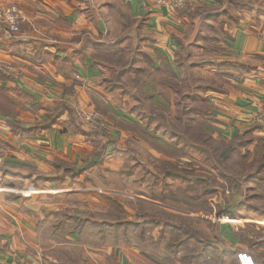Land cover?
Here are the masks:
<instances>
[{"label":"crops","instance_id":"crops-1","mask_svg":"<svg viewBox=\"0 0 264 264\" xmlns=\"http://www.w3.org/2000/svg\"><path fill=\"white\" fill-rule=\"evenodd\" d=\"M174 1L0 0V8L15 5L22 20L15 38L0 42V264H147L133 247L92 243L96 239L75 230L69 215L102 207L93 197L98 193H121L85 182L87 170H106L107 146L117 143L109 138L96 166L97 149L87 141L84 120L75 121L65 112L50 128L36 127L47 121L55 105L85 114L102 101L111 110L97 89L95 52L106 43L103 36H111L118 6L138 28L139 49L155 69L165 65L176 76L184 43L205 53L201 59L212 85L206 103L213 128L228 139L246 130L264 139V126L256 122L264 108V0L233 10L227 19L223 11L208 28L202 25L197 36L183 12L187 8L172 7ZM185 1L192 12L218 3ZM214 49L220 57L206 54ZM91 159L95 162L86 168ZM247 227L260 235H249ZM219 232L224 247L236 256L245 254L252 264H264V221L243 216L237 226L220 227Z\"/></svg>","mask_w":264,"mask_h":264},{"label":"rangeland","instance_id":"rangeland-1","mask_svg":"<svg viewBox=\"0 0 264 264\" xmlns=\"http://www.w3.org/2000/svg\"><path fill=\"white\" fill-rule=\"evenodd\" d=\"M215 1L218 3H214L212 7L197 10L211 15L208 18L210 21H204V27L212 25L214 17H221L223 11H230L223 16V19H227L229 15H234L233 10L239 9V6L248 8L255 2ZM261 6L264 10V1ZM211 29L217 31L215 28ZM210 32L215 36L214 31ZM108 36H103L104 40H110ZM13 39L9 40L0 28V42ZM126 44L127 39L118 45L122 50H116L114 56H104L97 60L100 66L97 89L102 92L107 99V105L111 107L109 110L106 105V108L101 105L106 111V117L100 114L96 104L98 110L95 108L85 114L74 110L73 113L79 121L84 120L87 134H102L117 143L107 146L110 158L103 166L106 170H87L86 185L99 184L103 189L111 188L121 193H98V196L93 197H98L100 203H104L103 206L97 207L96 210H86L88 207L82 209L96 213L97 210L105 208L107 203L103 199L104 195L150 204L160 211H165L166 219L170 215L184 218L185 220L173 219L172 222L183 225L186 231L195 233L216 246L215 250L210 247L205 251V256L211 264H236L231 254L224 255L222 259L218 256L222 250L218 244V238H221L219 229L227 225L237 226L243 216L250 221H264V139L253 130L243 131L228 139L209 124L211 114L206 103V93L212 85L207 81L210 78L206 73L208 66L201 64L205 61L201 59L205 53L199 54L195 47L182 51L177 59L176 78L173 77L176 81L173 79V82H170L172 86H178L174 99L173 92H163L164 90H159L161 88L158 89L156 85L158 82L163 86L164 82L168 83L172 77L163 70L155 69L141 56L135 63L130 64L129 58H126L129 54ZM218 51L208 50L206 54L213 53L214 56L220 57ZM2 71L7 75L12 74L10 68H4ZM147 78L150 81H146ZM217 84L218 90H223L220 83ZM86 138L89 142L87 136ZM94 162L95 160L91 159L86 168ZM97 171L101 173L96 174ZM105 184L111 187L105 188ZM119 203L127 214L134 215L135 212L124 202ZM252 228H247V233L254 237L259 236L260 233ZM159 233V227L149 225L145 236L157 239ZM119 235L123 237L122 233ZM137 235V232L128 230L127 238L134 246L125 243L127 238H120L118 245L133 247L141 256V251L135 246ZM165 241H170L168 234L165 235ZM198 249L200 245L193 242L189 244V248H179L176 253L163 251L161 255L151 248L149 257L158 264H203L194 259H184L187 254L190 257L197 255ZM151 259L143 260L151 264Z\"/></svg>","mask_w":264,"mask_h":264},{"label":"trees","instance_id":"trees-1","mask_svg":"<svg viewBox=\"0 0 264 264\" xmlns=\"http://www.w3.org/2000/svg\"><path fill=\"white\" fill-rule=\"evenodd\" d=\"M230 2L232 1L231 0L227 1V3ZM239 8L243 9L245 7L239 6ZM117 12L120 14V16L119 17L116 16L117 18L113 19V23L116 22V25L114 24L113 26L114 28L110 34L111 39L107 41L105 40L106 43H103L101 48L95 52L96 60H99L104 56H110L113 54L115 55L116 50H122V48L120 46L118 47V45L119 44L121 45V43L125 39H127L128 44L126 50H129V54L128 56H126V58H129L128 62L130 64H133L135 63V60L139 56H141L143 59L148 60L150 65L152 66L151 61L146 55V53L141 52L139 49L138 43L141 39H140V34L137 33L138 28H135L136 25L129 17H127L126 10L122 6L117 7ZM183 12L184 14L186 13L188 18H190L191 20V25H192L191 28H192L193 36L199 34L198 32L200 31V28L204 24V21L208 20V18L211 17V15L208 13H202L199 11L192 12L188 8L184 9ZM228 12L230 11H227V13ZM190 42L192 44L193 40ZM189 48L190 46L187 43H184L182 45L181 53L184 50L187 51V49ZM140 53H142V55ZM203 63L206 64V61L201 62V64ZM176 65H177V61H176ZM157 69H159L158 71L163 70L164 73L172 77L171 81H169L168 83L167 81H165L164 82L165 84L163 86L156 81L157 88L158 89L161 88L159 90L161 91L164 90L163 92H165V90H168L169 92H173L172 97L175 99L176 98L175 95L177 93L175 89L178 86L174 84L172 86V84H170V82H173V79L174 81H176L175 74L172 73L165 65H160L159 68ZM154 70H151V72H154ZM144 73L145 72H143V74ZM146 81H150V79L147 78ZM159 82H163V81H159ZM96 105H98L100 114L106 117L107 115L106 111L104 110V108H102V106L106 108L105 104L102 101H100L99 104H97L96 102ZM95 108L97 109L96 106ZM65 112H69V115L75 118V121L77 120V117L74 116L73 111L71 110L70 107L65 105L64 106L55 105L53 112L47 116V121L44 123L36 124L37 129L50 128ZM87 137L89 139V143L95 149H97L95 155L97 158V162L94 165L98 166L102 162L105 156V147H106L105 144L107 141H109V138L107 139V136L102 134H98V135L87 134ZM104 186L111 187V185L108 184H105ZM103 199L106 201L107 206L105 208H102L101 210H97L96 213H86L79 215L69 214L72 217V220H74L73 228L75 230L79 231L81 235L85 238L94 237L96 239L95 241H91L92 243L96 245H105V244L118 245L121 242L120 238L122 239L127 238V232L128 230H130L138 233V235L135 237L136 240L135 246L139 248V250L142 253L141 257L145 261L146 259L148 260L151 259L149 257V251L151 250V248L154 252L156 249L157 253L159 254H161V252L163 251L176 253L179 248L180 249L186 247L189 248V244L193 242L197 245H200V249H198L197 255H192L190 257V255L187 254V256L184 259L190 258V259H194L197 263L211 264L205 256V251L207 248L211 247V249L212 248L214 249L217 247L212 244H209L208 242L203 240V238L196 236L195 233H190L189 231H186V228L183 225H176L172 222L173 219L185 220L184 218H179V217L177 218L175 216L170 215V217L166 219L164 216L166 215L165 211H160L159 209H156V207L150 204L143 203L137 200H124L116 196H105V195L103 196ZM119 202H124L129 208H131L132 209L131 211L135 212L134 215L127 214L126 210L120 205ZM160 212L162 214H160ZM149 225L154 227H159L160 233L157 239H154L153 237L147 238L145 236V231ZM247 228L250 229L252 227H247ZM119 233H122L123 237H121ZM166 234L170 236V241L168 242L165 241ZM217 238H218V234H217ZM218 239H219L218 244L222 247V250L220 251V253H218L220 259H222L224 255L227 256L230 254L236 255L235 252L225 248L220 238ZM129 242H130L129 239L127 238L125 243H128L129 245L134 244L132 242L131 243ZM151 261L153 262V263L150 262L151 264H158L153 258L151 259Z\"/></svg>","mask_w":264,"mask_h":264},{"label":"built area","instance_id":"built-area-1","mask_svg":"<svg viewBox=\"0 0 264 264\" xmlns=\"http://www.w3.org/2000/svg\"><path fill=\"white\" fill-rule=\"evenodd\" d=\"M172 7L175 8H186L188 7V3L185 0H175L172 3ZM21 22V16L19 13L18 8L15 5L7 6L0 10V28H2L7 36V38L13 39L19 33V25ZM261 123L264 126V108L258 115L256 122ZM4 162V156L2 149L0 147V165ZM238 260L240 264H252L251 259L249 256L238 255Z\"/></svg>","mask_w":264,"mask_h":264}]
</instances>
